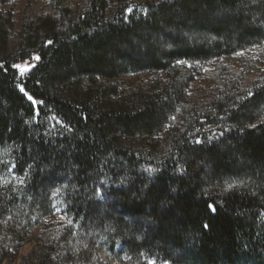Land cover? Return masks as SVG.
<instances>
[{
    "label": "trees",
    "instance_id": "trees-1",
    "mask_svg": "<svg viewBox=\"0 0 264 264\" xmlns=\"http://www.w3.org/2000/svg\"><path fill=\"white\" fill-rule=\"evenodd\" d=\"M140 1L86 0L66 22L54 0L59 20L23 39L0 0V264L57 209L19 264H104L101 249L120 264H264V85L216 104L228 127L168 128L188 64L264 44V0ZM17 41L23 77L1 54ZM147 72L168 80L117 83Z\"/></svg>",
    "mask_w": 264,
    "mask_h": 264
},
{
    "label": "rangeland",
    "instance_id": "rangeland-1",
    "mask_svg": "<svg viewBox=\"0 0 264 264\" xmlns=\"http://www.w3.org/2000/svg\"><path fill=\"white\" fill-rule=\"evenodd\" d=\"M157 0H141L139 3L156 2ZM66 6L72 8L67 17L77 16L86 8V0H67ZM7 11H11L13 15V32L20 34L23 27L25 31L23 39L26 37H34V32L41 28V20L51 17L52 20H59V10L54 0H11L6 6ZM19 36V35H18ZM20 42H12L7 49H3L2 58L7 60L13 69L19 72V77H23L30 70L27 63H19L20 54L22 53ZM24 54H28L30 50ZM19 65L20 67H16ZM184 66V63H180ZM186 66V65H185ZM194 68L195 79L191 83L188 98L186 102L180 106V116L172 120V125L186 128L191 123L198 122L200 118H208V120L216 121L218 118L222 120L221 126H227L220 116L219 106H228V101L238 102L253 92L254 89L264 85V44L259 47L242 51L235 56L225 57L211 61L206 64L187 65ZM165 82L168 80L167 75L163 72H147L139 74H131L117 80L120 88H134L141 83H149L150 81ZM217 104V105H216ZM227 110L230 107H226ZM180 125V126H179ZM216 125H207L206 131L214 130ZM15 184H20V180L11 175ZM3 180V179H2ZM5 180H9L8 177ZM102 197V194H100ZM106 198V197H102ZM60 209H57L55 219L44 218L39 221V225L31 229L30 233L24 239V245L17 251L15 264H19L23 256H27L37 246L38 240L43 233L52 234L56 227L54 224L63 222L60 215ZM100 246V242H98ZM121 247H118L119 250ZM104 264H120L116 261L117 256L109 254L105 250H100L98 255ZM145 264H170L162 261H148Z\"/></svg>",
    "mask_w": 264,
    "mask_h": 264
},
{
    "label": "snow or ice",
    "instance_id": "snow-or-ice-1",
    "mask_svg": "<svg viewBox=\"0 0 264 264\" xmlns=\"http://www.w3.org/2000/svg\"><path fill=\"white\" fill-rule=\"evenodd\" d=\"M16 67H20L19 65H16ZM23 90V89H22ZM29 99L31 100L32 99V97H29Z\"/></svg>",
    "mask_w": 264,
    "mask_h": 264
}]
</instances>
